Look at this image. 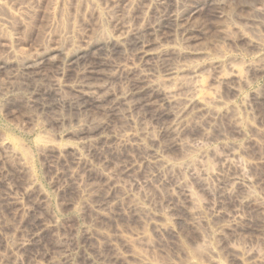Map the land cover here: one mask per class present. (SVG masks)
<instances>
[{"label":"rangeland","instance_id":"374dc122","mask_svg":"<svg viewBox=\"0 0 264 264\" xmlns=\"http://www.w3.org/2000/svg\"><path fill=\"white\" fill-rule=\"evenodd\" d=\"M209 2L210 0H0V142L3 141L8 146H11L12 150L14 149L13 154L14 152L17 153V151L20 155L24 153L23 155H26V158L23 155L21 156L28 161L27 163L31 167L29 168V171L31 170L29 173L21 167V161H17L19 159V157L17 158L18 153L11 155L12 152L10 148L8 149V146L4 149L0 148V264H60L64 258L67 259L65 260L68 262L67 264H138L136 259L135 263L134 259L129 260L125 257L133 255L135 251V255L137 253L138 255H142L146 263L150 264H239L233 258H236L237 256H234L239 254L236 258L238 260L245 250L244 248L248 246V248L253 247L256 249L260 247L258 250L261 249L264 255V233H262L264 232V220L261 216L256 215L258 213H255L254 210L253 212L256 217L253 214H250V217L254 216L252 218H256L258 221L254 219V221H257L255 223L251 218V221L249 220L246 223L247 225L249 224L248 226L246 224L243 225L245 228L247 227L246 230L243 227L241 230L244 231L238 229L234 232L238 237L233 232H231L232 235L230 233L226 235L227 237L230 236L231 240L229 238L226 240L223 237L221 240L215 241L209 235L205 237L209 238L210 241L206 242L207 244L205 243L206 246L210 244L209 247L215 246V249L220 247V250H218L219 256L217 251L213 254L218 259L215 261L216 258L212 260L211 256H204L206 252L203 251V247H200L201 245L198 246L199 248L196 247L198 242H200L199 244H203L202 241H206L203 236L204 234L207 236L205 232L209 233L210 229L214 228L209 226L213 225L209 224L208 226L205 225V227L202 224L203 227L209 228V231L208 229L201 230V226H198L197 232L196 226L193 227L192 231L186 218L188 206L184 202L181 203L182 200H179L178 195L171 189L170 212L174 211L170 213V217H174L172 218V223L175 219V224L173 223V225L176 226H174L175 228L172 227L174 233H170L168 237L157 238L152 237L149 230L143 225L145 224L143 220L138 219V222L137 219L133 218L127 220L126 214L127 217L133 216H128L130 213L128 214L122 210L123 207V209H126L127 200L123 199V203L120 201L117 205L119 207L115 209L113 214L111 213L114 211L112 209V211H104L103 214L108 213L107 217H121L115 219L116 222L109 220L113 223L100 219L99 217L102 216L98 215L97 212H89L90 209L93 210L91 207L92 202L96 203V201H100V198L102 199L105 196L113 194L103 184V180H100L101 176L98 175L99 173L96 174V171L88 170V175L90 176L91 174V178H88L89 180L86 185L90 184L91 190L87 193H92L88 195L89 197L93 196L92 198L90 197L91 199L88 198L86 200L87 193L85 194L82 190H80V193L79 188L76 186H67L63 188V192H60V194L59 188L55 186L56 183L63 184L65 172L69 171L70 167L74 168L75 165L73 166L70 162L66 164V161H71L72 157L70 154L72 153L66 152L68 155H64L65 153L59 155L57 152L49 149V152H47V149L46 151L43 150L44 153L36 146L38 145L37 143L44 138V140H53L54 144L56 143L60 148L75 146L80 142L79 137L75 134L78 131L79 125L91 122V119L99 121L103 117H101L96 108H88L83 111L63 105L57 106L53 98L45 100L46 105L52 107V110L41 111L27 104L25 99H23L24 95H27L29 91L31 92L34 82L27 79L26 76L21 75L18 68L25 61L31 60L41 50L45 48L47 50L48 46L51 49L53 46L56 47L58 44H61L63 48L64 43L65 45L70 43L71 47L68 48V51L73 52L71 50L74 49L75 51V48L79 45L81 47H86L88 44L94 46L108 39L117 41L134 31L138 33L144 30H151L161 20L167 17L172 18L184 10L197 7V15L193 16L194 18L192 17L188 22V25L190 24L192 28V34L187 38L183 33H180L179 27H174L172 24L170 26L172 28L170 39L166 41V45L170 47V55L167 61L170 63V67L177 68L180 72L166 79L162 73H159L155 69L154 76L160 82V84L158 83L160 87L155 92L156 99L153 100V105L139 109L135 114L131 115L128 122L123 117H119V119H117L118 117L111 118L109 130L110 128L113 130L109 132H119L118 129L126 125V129L123 128L127 131L130 130L132 134L138 135L144 147L150 145L154 147L155 145L154 148L162 149L165 143H170L171 145L178 139L174 134V126L177 120L179 118L186 120L199 109V106L195 105L188 108L185 112L179 113V100L181 94H183L184 84L192 82L189 72L193 70L198 73L196 74L206 83L203 97L210 98L213 96V90L209 86V81L214 73L212 66L221 62V65L225 64L223 65L224 73L229 74L230 70L228 66H232L246 80L245 84L240 87L238 95H227L222 91L223 98L231 102V105L236 106L237 111L241 109L239 106L243 101L242 99H244L245 103H247V108L246 110L241 109L239 115H242L241 117H245V119L251 118L250 120H253L252 123L258 124L259 131H247L248 133L245 132L246 135L243 136L237 132L229 119L227 120V117H219L217 118L218 121L217 119L213 120L217 129V131L215 129V134H220V136L223 134V137L226 136L225 138L235 142L246 152L245 155L249 161L258 163V159L264 157V145H260L261 141L262 144L264 143V0H225V5L223 2L224 7H221V10L218 9V11L215 9L216 5L214 4L213 7L215 8H212V6H209V4L211 5ZM98 39L102 40L99 42ZM96 40H98L97 43ZM62 42L64 43L62 44ZM74 44H76L75 47ZM116 50L109 53L110 60L123 57V52H116ZM3 64L4 66H2ZM56 72L54 78L62 85L67 86L75 83L73 76L65 78L59 74L58 70ZM169 92L171 97L170 105L162 100L163 96ZM125 120L126 123L130 122L128 124L129 127L125 124ZM123 128L121 129L124 130ZM169 133L170 141L168 140ZM195 133L192 131L190 135H195ZM252 137L258 138L260 144L257 143V145L249 142L248 139ZM93 139L96 140L95 137ZM95 147L91 152L95 151L97 153L98 151L97 154L100 155L99 152L102 146ZM87 149L82 151L86 153ZM178 151L177 149H170V153H166L170 160H175L174 163L176 164L180 163L182 159V152L180 154ZM62 156L63 158H61ZM64 156H66L65 162L62 160ZM119 156L112 157L115 164L117 163L118 165L120 162H123L122 156ZM97 157L95 160L100 158ZM116 157L120 160H117ZM176 160L179 161L176 162ZM91 161H93V158H90L89 162ZM19 164L20 166H18ZM68 164L71 165L69 166ZM19 167L27 173L22 172L21 169L18 170ZM62 167L64 170L61 169ZM253 172L256 178L264 184V164L258 163L254 167ZM30 184H33V187L28 189ZM32 189H35V191ZM26 190L28 191L26 192ZM95 192H98V194H95ZM150 192H155V190ZM39 193L42 195H37ZM156 193L158 192H155L154 195L148 193L152 196L149 195L145 201L146 204L148 203V207H151L153 211L155 210V213L151 211L155 215H157L156 211L159 212L162 207H166V197L164 196V200L162 198L163 194L160 196L159 193L157 196ZM195 194L202 202H212L213 200L204 196L197 188H195ZM94 196L96 197L94 198ZM83 197L86 199H82ZM9 198L12 199L10 200ZM43 198L44 201L42 200ZM174 200L175 202H173ZM178 200L180 203H178ZM171 201L177 203L172 204ZM230 202L231 200L227 201V207L233 205V202ZM87 205L91 208L89 209ZM85 206L87 207L85 208ZM183 213H186V216ZM95 214L96 216L98 215V218ZM103 216L105 217L106 214ZM35 217L37 218V222L41 220L43 223L41 222L42 224L40 223V225L37 223V225ZM180 217L183 218L181 219ZM132 220L134 221L131 222ZM179 223L182 225L180 226ZM185 223H188V225H184ZM25 224H28L27 227ZM143 227L144 229H142ZM24 228L27 230H23ZM28 228L30 231L37 228L38 233L40 232L38 239L35 241L37 246L33 245L32 248L25 250V253L16 251L12 246L14 245L15 247L17 240L29 234L27 232L29 231ZM85 228L89 232L91 231L94 238L84 234ZM95 231L99 236L98 238L95 237ZM142 231L147 235L148 233L150 234L152 244L148 245L150 241L147 243L146 240H140L143 237V233L140 234ZM103 233L109 236V240H107V236L103 235ZM233 234L238 239H234L235 236ZM125 237H129L132 240L130 244L125 243L126 245L124 244V246L122 242ZM200 237L204 239L201 238L202 240H199ZM241 237H243V240L246 239L245 242L241 241ZM134 238L137 239L138 244L136 242L133 243L135 241ZM232 238L235 242L236 240L240 241L244 246L237 243L238 241L235 243ZM228 242H231V245L233 244L234 246L238 244L240 248L237 250L239 246H236L237 248L229 246L230 243ZM215 243H217L218 247H216ZM213 244L214 246H212ZM221 244L223 248H221ZM127 245L130 248H128L129 246L127 247L128 249L125 248ZM228 246L232 248L229 249ZM60 248H63V250ZM241 248H243L242 251ZM221 249L223 253H221ZM232 252L235 253V255L233 254V258H231L232 254H230ZM214 257L212 256V258ZM209 258L211 259V263H209ZM139 264L143 263L140 262ZM259 264H264V258Z\"/></svg>","mask_w":264,"mask_h":264},{"label":"bare ground","instance_id":"6f19581e","mask_svg":"<svg viewBox=\"0 0 264 264\" xmlns=\"http://www.w3.org/2000/svg\"><path fill=\"white\" fill-rule=\"evenodd\" d=\"M223 2L225 5V0H210L209 3H211V5L209 4V6L210 7L212 6V8L216 7L215 9H217L218 11V9L224 7ZM214 4L216 5L215 7H213ZM196 8H190L189 10H184L182 13L172 18L167 17L166 19L161 20L157 24V26L151 30H144L138 33L134 31L129 33L128 36L126 35L124 38L118 39L117 41H113L112 39L101 41L102 39L101 40L98 39L99 42L101 41L100 43H98V45L95 44L96 45L95 46L93 42L91 43L94 46L88 44V46L86 47H81L79 45L77 48H75V51L74 49L71 50L73 52L68 51V48L71 47L70 43L65 45V43L62 42V44L64 43L63 48L61 44H60L61 47H59L60 46L59 44H58L59 46L56 44L58 47L51 46L52 47L51 49H49L48 46L47 50H45L46 49L45 48L44 50H41L38 54L36 53L37 55L32 57L31 60L26 59L27 61L21 64V67H19L18 70L21 73V75L26 76L27 79L34 82V86L31 88V92L29 91L28 94L24 95L23 98L25 99L27 104H30L31 106L40 109L41 111L42 110L49 111L52 110V107L47 106L45 100L46 99L49 100L53 98L57 106L63 105L65 107L77 108L78 110H83V111L88 108H96L98 109L101 117H103V119L99 121H95L91 119V122H86L84 124L79 125L78 131L75 134H77V136L79 137L80 142L75 146H71V147L68 146V148L65 146L66 148L64 147L60 148L59 146H57L56 143L54 144L53 140L52 141L51 140L49 141V139L44 140V138L43 140L41 139L40 142L37 143L38 145L36 146L40 148L42 151L43 150L46 151V149L47 150L49 149L57 152L59 155H62L64 153H65L64 155H68L66 154V152L72 153L70 154L72 157L71 161L70 160L66 161V164L67 162H70L73 166L75 165L74 168L70 167L71 169H69V171L68 170L67 172L64 171L65 176H64L63 184L56 183V186L53 184L55 187L59 188L60 190L59 193L63 192V188L67 186L68 187L76 186L77 188H79V192L80 190H82V192L86 194L91 190L90 184H88L89 186L86 185L89 180L88 178L91 176L90 173H89L90 176L88 175V170L96 171V174L99 173L98 175L101 176V178L99 176L98 178H100V180L101 179L103 180V184L106 185L107 188H109L113 192V194L105 196L102 199L100 197H102L103 195L98 197L100 198V201L98 202L94 199L96 203L92 202L91 204L93 210H91L90 209L91 207L87 205L90 209L89 212L91 211L97 212L98 215L102 216L99 217L102 220H108V221L113 220L114 222H116L115 219L121 217H109V216L107 217L108 214L107 210H111V209L114 210V211L111 210L112 211L111 213L113 214V212H115V209L119 207L117 206L119 202L122 201L123 203V199L125 201L127 200L128 204L127 206H125L126 209H123L124 208L123 207L122 210L126 211L128 214L130 213L128 216L131 215L138 216V217H133V216L127 217L126 214L125 217L127 218V220L128 219L130 220L132 218L137 219V222L139 221L138 219L143 220L145 223L143 225L149 230L152 237L157 238V237L170 236V233L173 232L172 227L176 226L173 225L175 219L173 220V223L171 222L172 218L174 217H170L171 216L170 213L174 211L172 210L170 212V196H172L170 195L171 194L170 189H171L173 192H175L178 195L177 197H179V200H182L181 203L184 202L188 206L187 209L188 212L185 211L186 213H188V215L186 216V213L183 214H185L186 218L188 219L187 222L190 224L189 227L192 228V231H193V227L195 226H196L195 227L196 232L198 226L202 227V229L200 228L201 230L208 229L209 231V228H205L206 227L205 225L208 226L209 224H211L213 226H209V227H214V228L210 229L209 233L203 231L207 234V236H205V234L203 236V232H202V236L204 238L208 237L209 235V237H211L215 241L216 240L219 241L223 237L226 240L228 238L231 240L230 236L227 237L226 235L228 233L232 235L231 232L234 233L238 229L241 230L243 227L245 228V226L243 225L248 223L249 220L251 221V218L254 217L252 215H251L252 217H250V214L255 215L254 212L258 213L256 215L261 216L264 220V184L258 178H256L253 172L254 167L258 163L264 164V157L259 158L258 163L249 161L245 155L246 152L243 151L241 147L238 146L235 142L225 138L226 136L223 137V134L221 132H220L222 134L221 136L220 134L217 135L215 134L216 124L213 122L214 119H217L219 117H225V118L227 117V120L229 119V121L232 123V126L237 130V132L243 136L246 135L245 132L247 131L258 130V124L252 123L253 120H250L251 118L245 119V117H241L242 115L241 116L239 115V111L241 109L246 110L247 108V103H245L244 99H242L243 101L241 100L242 101L241 105L240 106L238 105L241 109L237 111V108H235L236 106L231 105V102L223 98L222 91H224L227 95H232V96L238 95L240 87L244 85L246 82L245 78L241 74H239L232 66H228L230 73L226 74L224 73L223 70L224 69L223 65H225L224 63L223 65H221L222 64L221 62L220 64L219 63L216 65L213 64L212 67L214 73L212 74V77L209 81V86H211L213 90V96H211L210 98H204L203 91L206 87V83L203 80H201V77L197 75L198 74L197 72L191 70L189 72V75L191 76L192 82H188L184 84L185 87L183 89V94H181V98L179 100L180 107L178 109L180 110L179 111L180 114L188 110V108H191L195 105L197 107L199 106L198 107L199 109L196 110V112H194L191 116H189L188 119L184 120L179 118L177 120L174 126L175 127L174 134L176 137H178V139H176V141H174V143H172L171 145L170 143L163 144L162 149L154 148L155 145L154 147L153 145L144 147L143 142L138 135L132 134L130 130L129 131L125 130L126 129L125 124H127L128 126V124L130 123V122L126 123V120L128 122L129 121L128 119H130L131 115L135 114V112H137L139 109L153 105V100L156 99L155 92L156 90L159 89L160 86L158 85V83L160 84V82L157 79H155L154 70L157 69L158 72L162 73L166 79L170 78V76L172 75H177L180 72L179 69L174 68L172 66L170 67L169 65L170 63H168L167 61L170 55V47L166 45V41L170 39V31L172 30L170 26L172 24L174 25V27H179L181 31L180 33H183L184 36H187V38L189 35L192 34L193 31L192 28L190 27V24L188 25V22L193 16L195 17V15H197ZM192 25L194 26V24ZM194 34L195 32L193 33V36ZM98 40H96V43ZM75 46L76 44H74V47ZM115 50L116 52L122 51L123 57L118 59L113 58L110 60L109 53L115 52ZM262 55L260 56L262 57ZM2 66H4V64ZM57 70L62 77L70 78L71 76H73L74 77L73 79H75V83L67 86L62 85L57 79L54 78L55 76L54 74L57 73L56 72ZM170 98L171 97L169 92L163 96L162 100L164 102H167L168 105H170ZM99 113L97 112V114ZM206 116H208L207 119ZM114 117L116 118L118 117L117 119H119V117L120 118L123 117L124 119H126L124 124L125 126H123L125 129L121 126V128H123L124 130L120 128L121 131L120 129H118L119 132L110 133L109 132L111 130V128L109 130V127L111 126L110 120L111 118L113 119ZM208 118H210L211 120ZM192 131L196 133L195 135L191 136L190 132ZM94 137L96 138V140L93 139ZM168 137H169L168 140L170 141V133L168 134ZM248 141L255 144L257 143L260 144L259 139L256 137L249 138ZM99 145L102 146L99 152L100 155L97 154L98 151L97 153L95 151L91 152V150L96 148L95 146L98 147ZM260 145H264V143L262 144L261 141ZM7 146H8L7 143L3 141L0 142L1 149L7 148ZM9 148L12 152L11 155H16L18 153L17 151V153L14 152L13 154L14 149L12 150L11 146H8V149ZM85 149H87L86 153H84ZM170 149L172 150L177 149L179 150L178 152L180 154L182 152L181 154L182 159L180 160V163L176 164L174 163L175 160L174 161L170 160V158L166 154V153H170ZM49 150L47 152H49ZM55 152L53 153L55 154ZM23 154L21 153V155ZM21 155L19 153L17 154V158L19 157L17 161L20 160L21 163L20 162L19 163L22 165L21 167L30 173L31 171V170L29 171V168H31L30 164L27 163L28 161L24 159L26 158V155H23V157L25 156L24 158ZM116 155L117 156L120 155L119 157L122 156V160H123V162H120L119 165L116 163L117 166L114 162V158H112L113 156L115 157ZM65 157L66 156H64V159H62L64 160V162L66 160ZM96 157L97 158L100 157L101 159L99 158L95 160ZM61 158H63V156ZM88 158L89 160L90 158L91 159L93 158V161L89 162ZM116 159L120 160L118 157H116ZM178 161L176 160V162ZM20 164L18 166H20ZM21 167H19L18 170H20ZM61 169L64 170L63 167ZM26 171H22V172L27 173ZM31 180L29 181L31 182ZM30 187H33V184H30L28 186V189ZM195 188H197L200 191V193H202L204 196L212 198L213 199L212 202L200 201L195 194ZM67 189L70 190L71 188H67ZM153 189L155 190V192H158L156 193V195L160 193V196L163 194L162 197L163 199L164 196L166 197V200L164 199L166 207L165 206L162 207L163 209L161 208L162 210L160 209L159 212L156 211L157 215L152 213L155 210L153 211L151 207L147 206L148 203L146 204L145 202L147 200V197L150 195L148 193H152L154 195L155 192H150V191H154ZM32 190L35 191V189ZM27 191L28 190H26V192ZM117 192H119L118 193L119 196L117 195ZM135 193H137V195H135ZM40 194L41 193L37 195ZM90 194L92 193L86 194L87 199L85 197H83L82 199L85 198L86 200H88V198L90 197L92 198L93 197L92 195L90 197L88 196ZM95 194H98V192H95ZM174 196L175 195H173V197ZM95 197L96 196H94V198ZM9 199L11 200L12 198ZM42 200L44 201V198ZM179 200L178 203H180ZM229 200H231L230 203L233 202L232 203L233 205L231 207H227V201ZM14 201L16 202V200ZM173 202H175V200ZM173 202L172 204L177 203V202L176 203ZM159 204L161 205V203ZM87 206H85V208ZM183 206L185 207V205ZM104 211H107L105 213L106 214L105 217L103 216L105 215L103 214ZM182 212L184 211L182 210ZM98 215L96 216L95 214L97 218ZM180 218L182 219L183 217ZM254 219L252 218L253 221ZM256 220L254 221L255 223L258 221ZM133 221L134 220H132L131 222ZM35 222L36 224L38 223L40 225L42 221L40 220L39 222H37V218H36ZM188 223H185L184 225L187 226ZM179 224L180 226L182 225L181 223ZM202 224H204L205 227H203ZM37 228L36 230H31V231L28 228L30 232L29 231L27 232L29 234L27 233L28 235H24L25 237L23 236L22 238L17 240V242L15 241L16 242L15 247L14 245L12 247L16 251H20L23 253L25 250L32 248L33 245L35 246L36 245L35 241L38 239L40 233V232L38 233ZM86 228L85 231H83L84 229L82 230L84 234L86 236L94 238V236L91 234V231L89 232L88 229ZM142 229H144V227ZM246 229L247 227L245 228V230ZM23 230H27V229L24 228ZM141 233H143V231L140 232V234ZM234 234L233 236H235ZM96 235L97 233L95 234V237L98 238L99 236ZM103 235L106 234L103 233ZM119 235L121 234L119 233ZM108 237L109 236L106 237L107 240H109ZM203 237H200L199 240L204 239ZM237 237L235 236L234 239ZM131 238L129 237L123 238L124 243L122 242V244L123 245L125 243L130 244L132 240ZM135 238H134L135 241H133V243L134 242L137 243L136 241L137 239ZM241 238H242L241 241L245 242L246 239L243 240V237ZM205 239L206 241L205 240L202 241L203 244H205L206 242L207 243L210 242L209 238H205ZM234 239L232 238V240L235 242ZM140 240H146L148 243L151 240V236L149 233L147 235L144 232L143 237H141ZM237 241L238 240H236V242ZM144 243L146 244L145 241ZM199 243L200 242L197 243L198 245H196V247L199 248L198 247L199 245H201L200 247H203L202 248L204 249L203 251L206 252V253L204 252L206 254V255L204 254V256L207 255L208 257L211 256L210 258L213 260L216 258V255H213L215 254L214 253L215 251L218 252V256H219L218 250H220L219 249L220 247L215 249L214 244L212 245L214 247H209L210 244L206 246L207 244L206 243L203 246L202 243L201 244ZM228 243H230L229 246H233V247L239 246L238 248L236 247L237 250L240 248V245L238 244L234 246L233 244L231 245V242ZM237 243L241 245L243 244L240 241H238ZM149 244H152V241H150L148 245ZM216 244L217 243H215V245ZM128 246L129 245H127L125 248H127ZM216 247H218V245H216ZM128 248H130V246ZM221 248H223V245L221 246ZM231 248L229 247V249ZM243 248H241V251ZM246 248H244L245 250L242 252L238 260H236V258L238 257L239 254L235 255V253L233 252L230 253L232 254L231 258H233V254L235 255L234 257L237 256L236 258H233V260H235L236 262L238 261L239 264H259L263 261L264 258L263 251L261 249L258 250L260 247H257V249L253 247L248 249ZM61 250H63V248ZM227 251L229 252L228 249ZM135 253L133 252V255L125 256V257H127L129 260L134 259L133 260L134 262L136 259L138 261V264L140 262L143 264H150L148 262L146 263L142 255L140 254L138 255V253L135 255ZM221 253H223L222 249H221ZM227 254L228 256H230L229 253ZM212 256L215 257L212 258ZM211 259L209 263H211ZM65 260L67 259L64 258V260H62L60 264H67L68 262H66ZM216 260L218 259L216 258L215 261Z\"/></svg>","mask_w":264,"mask_h":264}]
</instances>
